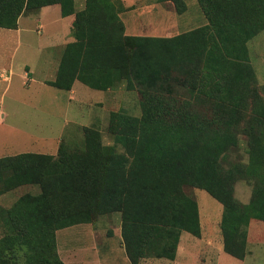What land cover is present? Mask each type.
<instances>
[{"label":"trees","instance_id":"trees-1","mask_svg":"<svg viewBox=\"0 0 264 264\" xmlns=\"http://www.w3.org/2000/svg\"><path fill=\"white\" fill-rule=\"evenodd\" d=\"M170 1L178 13L186 9L185 0ZM196 1L207 24L154 37L125 34L120 0H84L80 10L74 0H0L3 28L15 29L21 14L52 4L63 17L74 14V40L49 85L70 90L78 80L107 90L121 81L137 91L141 111H111L108 144L99 130L84 126L81 143L72 149L62 143L57 156L0 157V194L24 184L39 187L0 206V264H64L56 230L112 212H120L131 264L172 260L182 231L201 233L190 188L222 205L223 250L244 258L249 221L264 220V97L253 87L247 46L264 29V0ZM231 26L238 30L224 29ZM241 122L246 161L230 159ZM238 179L252 182L247 203L234 197Z\"/></svg>","mask_w":264,"mask_h":264},{"label":"rangeland","instance_id":"rangeland-1","mask_svg":"<svg viewBox=\"0 0 264 264\" xmlns=\"http://www.w3.org/2000/svg\"><path fill=\"white\" fill-rule=\"evenodd\" d=\"M185 1L188 9L181 14L175 12L174 5L171 6L168 3L167 5L174 10L172 17L181 27H194L203 15L196 0ZM49 11L56 12L57 8H50ZM167 14L164 11L159 13L157 24L166 20ZM122 16L128 28L139 25L138 11L130 14L122 13ZM46 17L47 20L44 23H48V27L44 26L38 32V23L33 21L28 25V28H31L29 33L23 32L22 40L18 38V33L15 31L7 30L6 34L3 28H0L2 38L0 49L2 54H5L2 64L7 70H11L9 84L0 78V110L5 113L3 122L0 124V155L38 152L57 156V143L60 137L66 143L80 144L84 135V126L99 130L102 143L108 144L112 142V137L107 131L111 111L123 109L133 116H139L141 113L139 94L137 91L126 90L124 82H119L116 88L105 94L104 90L92 89L77 81L76 101L68 100L69 93L66 90L42 83L44 73L48 79L55 77L56 67H48L47 56L48 51H51L53 55L56 54L57 48L40 49V46L60 43L59 38L55 39L58 31L56 27L59 25L55 21L56 18L51 12H48ZM144 18L146 19L147 15H144ZM65 23L66 19L62 21V25ZM20 27H26L24 20H21ZM5 35L7 36L6 48L3 41ZM60 38L62 39V35ZM62 48L59 49V54ZM248 54L256 77L253 87L264 97V31L248 43ZM26 66L33 72V80L23 79V73L27 70ZM7 84L9 86L5 89ZM250 102L248 97L244 108L246 116L250 111ZM243 127V122L237 126L238 145L230 152L231 160H247ZM131 146L132 144L129 145V149ZM37 189L32 185L14 189L9 192V196L0 198V204L8 207L20 195L26 192L36 193ZM233 189L234 197L239 202L247 203L250 200L252 190L250 180H236ZM190 190L197 201L201 233L197 237L184 231L175 257L177 255L182 264H264V220L249 221L245 256L243 259L235 258L223 250L220 229L222 205L203 189L190 188ZM113 214L117 215V213ZM91 224L94 237L92 243L99 249L102 264H124L121 224H118L116 217L112 216V213L100 214ZM66 239L67 234L62 237V242H67ZM160 261L157 264H173L167 260ZM150 262H152L151 259L147 258L140 260L139 264H151Z\"/></svg>","mask_w":264,"mask_h":264},{"label":"crops","instance_id":"crops-1","mask_svg":"<svg viewBox=\"0 0 264 264\" xmlns=\"http://www.w3.org/2000/svg\"><path fill=\"white\" fill-rule=\"evenodd\" d=\"M120 1L123 4L124 8L118 13V15L124 24V31H125V34H127V35L171 37V36L192 30L194 28L200 27V26L208 23L207 19L203 15L200 7H199V10H200L201 14L203 15L202 19H200V21L197 22V24L194 27L190 26V27L183 28L180 26V24H178V21L172 17L174 10L172 9L171 6H173L174 4L170 0H165V1L148 0L147 2H146V0H120ZM158 3H163V5H158ZM167 3L170 4L171 6L167 5ZM185 4H186V9L184 11H182L181 13L187 11V9H188L186 1H185ZM83 6H84V0H74V7L76 10L82 9ZM50 8H57V11L56 12L55 11L54 12L49 11ZM137 11L139 12V18H138V24L139 25L138 26H132V27L128 28V25L126 24L125 20L123 19L122 13L130 14L132 12H137ZM163 11L168 13L167 19L162 21V23L160 22L157 24V15ZM48 12H51L54 15V17L56 18L55 21L58 22V24H59L56 27V29L58 31H57L55 39L59 38L60 43H57V44L53 43L51 45L40 46V49H55V48H57L56 54L54 53V55H53L51 53V51H48V56H47V65H48V67L52 66V68L56 67V69H55V75H56L57 68H58V65H59V62L61 59V55H62V52H63L65 45L74 40L73 36L71 35V26H72V22L74 19V14H70V15L63 17L60 14L59 4H52V5H47V6L41 7L40 10L35 14L34 13H23V14H21L18 18L17 27L15 29L3 28V27H0V28L1 29L3 28V30L6 34L8 32L7 30L15 31L16 33H18V36H19L18 38L20 40H22L23 32H26L27 34L29 33V29H31V28H28V25H29V23H31L33 21H36L38 23L37 24L38 25L37 26L38 32H39V29L42 30V28H44V26L48 27V23H44V21L47 20L46 15ZM175 12L178 13L176 11V9H175ZM181 13H178V14H181ZM144 15H147L146 19L144 18ZM64 19H66V23L64 25H62V21ZM21 20H24L25 26H26L25 28L20 27ZM55 21H54V23H55ZM224 29L229 30V31H233L236 29L238 30V27L236 26V28H235V27L231 26V27H227ZM262 31H264V29L259 31L255 35V37H258ZM61 35H62V39L60 38ZM6 39H7V36L5 35V40H3L5 48L7 45ZM8 40L10 41V39H8ZM251 40H253V39H251ZM248 43H247V46H248ZM0 44H2V38L1 37H0ZM61 48H62V52H61V54H59V49H61ZM9 49H10V47H9ZM3 58H5V54L3 55L2 50L0 49V78L7 81L9 84V79L11 76V70L10 69L7 70L6 67L3 66V64H2ZM9 63H10V61H9ZM26 69L27 70L23 73V79H25L26 81L33 80V78H34L33 72L28 69V66H26ZM54 78L48 79V78H46L45 73H44L42 83L45 85L51 86L47 82L54 80ZM77 81L78 80L74 81L70 90H66L69 93V96H68L69 101H71L73 99L75 100V98H76L75 94L77 92V87H76ZM119 82H121V81H116L115 85L112 88L104 90L105 94L108 91L116 88L117 85L119 84ZM8 84L6 85L5 89L8 88V86H9ZM54 88H56V87H54ZM1 97L3 99L2 94H1ZM4 115H5V113L2 110H0V124L3 122L2 118ZM62 143H65L66 145H68L70 149L75 148V144H72L71 142L66 143L65 140H63V138L60 137V139L58 140V143H57V152H58L59 147ZM32 153H38V152H32ZM43 154H48V153H43ZM4 156L5 155H0V157H4ZM6 156H9V155H6ZM24 185H30V184H24ZM24 185L18 186L14 189H17V188L19 189L20 187H23ZM32 186H36L38 188L36 191V193H38L39 187L37 185H32ZM14 189H12V190H14ZM12 190H9V191H6V192L0 194V198H3L4 196H9L8 194H10L9 192ZM32 194H35V193H32ZM0 206L5 207L1 204H0ZM113 213H117V215L113 214ZM112 216L116 217V219L118 220V224H121L120 212H112ZM183 232L184 231L181 232L180 237H179V241H178L179 245H180L181 239L183 237ZM66 234H67V239H66L67 242L63 243L62 237ZM92 234L93 233H92L91 222L90 223L88 222V223L73 224L71 226L60 228V229L56 230V248H57V252H58L61 260L64 262V264H102L103 261L99 257V255H100L99 249H98V247H96L92 243V241H94V237ZM106 248L108 249L109 246ZM121 248L123 249L122 252L124 253V257H123L125 260L124 264H131L128 256L126 255L124 247H121ZM144 259H147V258H144ZM148 259H151V261H152V262H150L151 264H157L158 262H161L160 260H167L169 262H173V264H182L177 255L172 260L167 259V258H152V257H149ZM121 264H123V263H121Z\"/></svg>","mask_w":264,"mask_h":264}]
</instances>
